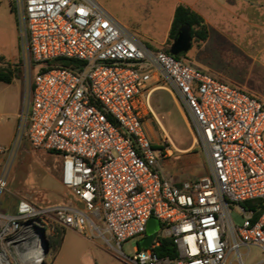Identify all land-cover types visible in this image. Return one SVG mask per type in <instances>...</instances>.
Segmentation results:
<instances>
[{
    "label": "built area",
    "instance_id": "built-area-1",
    "mask_svg": "<svg viewBox=\"0 0 264 264\" xmlns=\"http://www.w3.org/2000/svg\"><path fill=\"white\" fill-rule=\"evenodd\" d=\"M16 7L35 69L21 121L34 150L61 155V182L84 208L20 200L14 213L0 212V264H45L57 227L102 238L132 264H244L241 247L264 252V100L150 49L98 0H16ZM59 58L80 64L64 67ZM152 81L182 107L207 155L206 174L179 181L164 174L145 127ZM19 136L0 145V155L14 157ZM170 152L163 148L161 158ZM255 200L259 216L243 206ZM153 217L157 237L126 256L123 244L144 238ZM165 237L177 258L156 253Z\"/></svg>",
    "mask_w": 264,
    "mask_h": 264
},
{
    "label": "rangeland",
    "instance_id": "rangeland-1",
    "mask_svg": "<svg viewBox=\"0 0 264 264\" xmlns=\"http://www.w3.org/2000/svg\"><path fill=\"white\" fill-rule=\"evenodd\" d=\"M122 22L132 23L150 37L152 48L161 49L156 43L162 41L164 26L169 19V8L162 0H99ZM16 0H0V54L9 55L17 52L18 46L23 48L17 25ZM168 46V45H167ZM208 47L193 44L187 58L193 57L206 61ZM186 55V54H185ZM182 59L185 60V57ZM252 86L264 98V74L251 80ZM153 115L145 119L147 133L154 145L169 147L171 152L166 156L157 154L166 176L175 179H189L204 175L208 171L207 155L199 145H194L193 132L186 120L182 107L165 89L157 90L150 101ZM166 139L170 142L168 143ZM194 145L191 150L184 151ZM20 153V156L19 154ZM50 153L15 149L14 165L17 182L25 190L33 193L41 202V206L50 203L55 197L52 175L61 166L60 157ZM4 195L0 196L1 198ZM232 217L236 225L244 222L237 206L232 207ZM140 238L132 239L122 246L123 253L133 257ZM114 245V243H112ZM249 251V252H248ZM245 256L244 264H264V252L256 246L241 247ZM55 261V262H54ZM46 264H132L122 255L117 254L104 239L92 237L90 233L82 235L68 230L66 240L59 254L54 258L48 252Z\"/></svg>",
    "mask_w": 264,
    "mask_h": 264
},
{
    "label": "crops",
    "instance_id": "crops-1",
    "mask_svg": "<svg viewBox=\"0 0 264 264\" xmlns=\"http://www.w3.org/2000/svg\"><path fill=\"white\" fill-rule=\"evenodd\" d=\"M162 3L168 5L169 19L163 28L162 41L153 43L163 46L161 49L150 47L152 45L150 42L151 38L146 33H143L138 26L132 23L120 21L114 12L101 4L119 22L132 31L135 37L144 45L153 50L163 51L168 48L169 30L177 5L180 3L188 5L205 20L208 28V38L202 44L203 47L207 46L208 50L206 61L197 59L196 57L189 60L187 53L185 60L193 67L212 76L221 83L237 86L264 100L251 84L252 79L264 74V0H162ZM2 56L5 58L3 66L12 70L13 78L10 83H0V145L12 147L20 131L17 144L19 151L26 148L34 150L30 146L26 135V128H24V123L21 121V114L28 106L31 79L35 70L34 64L31 62L28 53L20 45L16 53L12 52L7 56ZM156 86V82L152 81L149 87L152 90L151 97L154 92L161 90L156 88ZM167 92L170 93L169 91ZM176 103L178 104L177 101ZM193 146L192 144L183 150H191L194 148ZM47 153H50L48 155H51V157H54V155L59 156L61 158V166L52 175L55 197L45 206L63 204L84 208L81 200L61 182V155L53 152ZM18 154L20 156V153ZM14 158L15 155L11 159H9L8 155H0V174L5 171V166L8 163V167L6 168L8 188L1 198L0 212L14 213L20 200L43 207L40 202L42 200L39 201L33 193L25 190L18 184L16 178L17 172L13 167ZM168 177L173 178L171 176ZM175 180L179 181L178 179ZM67 231L64 235L62 246L66 240Z\"/></svg>",
    "mask_w": 264,
    "mask_h": 264
},
{
    "label": "trees",
    "instance_id": "trees-1",
    "mask_svg": "<svg viewBox=\"0 0 264 264\" xmlns=\"http://www.w3.org/2000/svg\"><path fill=\"white\" fill-rule=\"evenodd\" d=\"M188 27L193 38V44H202L208 38V28L204 18L189 7L186 4L180 3L177 5L174 16L172 19L171 27L168 36V48L165 52L170 53V47L178 37L181 29ZM177 59H182L185 54L175 56ZM56 62L60 63L64 67H76L80 64V61L69 58H59ZM5 64V58L0 55V83H10L13 78V72L11 69L3 66ZM154 148L162 150L163 147L154 145ZM246 208L257 207L256 216L262 213L263 207L260 200L249 201L243 203ZM66 229L54 228L49 238V250L54 253V258L58 254L64 239ZM160 240L159 246L156 248V253L160 257L177 258L179 253L176 245L171 238H158ZM46 264V263H45Z\"/></svg>",
    "mask_w": 264,
    "mask_h": 264
},
{
    "label": "water",
    "instance_id": "water-1",
    "mask_svg": "<svg viewBox=\"0 0 264 264\" xmlns=\"http://www.w3.org/2000/svg\"><path fill=\"white\" fill-rule=\"evenodd\" d=\"M193 38L191 36L188 27H183L170 47V53L174 56L180 54H186L192 48ZM161 229L160 221L153 217L149 220L146 230V236L139 241V246L141 248H148L154 239L157 237L159 230ZM49 252V243H45V253Z\"/></svg>",
    "mask_w": 264,
    "mask_h": 264
}]
</instances>
